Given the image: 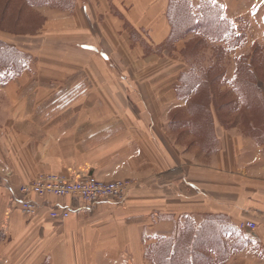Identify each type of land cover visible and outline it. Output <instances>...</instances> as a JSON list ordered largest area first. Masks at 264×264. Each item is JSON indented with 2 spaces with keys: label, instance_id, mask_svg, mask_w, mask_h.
I'll return each mask as SVG.
<instances>
[{
  "label": "crops",
  "instance_id": "0c3cea01",
  "mask_svg": "<svg viewBox=\"0 0 264 264\" xmlns=\"http://www.w3.org/2000/svg\"><path fill=\"white\" fill-rule=\"evenodd\" d=\"M213 1H223L229 13L233 12L235 4L230 0ZM249 1L253 13L256 0ZM109 2L139 33L137 48L149 45L156 51L169 38V0ZM69 14L75 35L86 39L76 43L80 51L72 60L76 67L70 71L69 88H57L56 83V88H48L51 77L45 79L29 69L7 86H0L1 91H14L16 97L39 98V104L33 105L39 111L33 108L34 113H46L42 108L55 112L51 119L40 115L30 120L32 125L28 123L37 130L33 133L41 153L37 163L8 147L0 133V264H154L147 261L150 247L153 250L164 237L175 240L187 218L199 228L208 217L235 229L220 235L227 255L216 264H264V137L250 132L244 136L239 127L222 128L215 149L208 152L199 142L203 151L190 160V151L172 142L173 123L163 112L181 105L188 108L194 92L179 99L178 77L167 73L156 78L159 83L155 87L164 94L160 95L162 105L121 103L128 85L118 78L115 93L105 85V76L89 68L95 54L102 62L111 58L103 54L104 46L88 40L95 33H111L108 24L112 22L91 29L90 13L79 3ZM259 30L263 34L259 44L264 48V24ZM33 80H38V89L28 88ZM145 92H140L144 99ZM53 94L71 99L64 105L43 107L41 98ZM116 95L118 103L113 101ZM22 103L31 108L28 100ZM182 124L190 132V125ZM42 171L90 174L105 180L134 179L138 184L121 199L92 206L50 196L36 213L25 214L18 188ZM54 204L70 206V217L51 219ZM247 221L254 222L256 228H240Z\"/></svg>",
  "mask_w": 264,
  "mask_h": 264
},
{
  "label": "rangeland",
  "instance_id": "374dc122",
  "mask_svg": "<svg viewBox=\"0 0 264 264\" xmlns=\"http://www.w3.org/2000/svg\"><path fill=\"white\" fill-rule=\"evenodd\" d=\"M172 1L175 6L173 4L174 30L172 29V35L170 34L171 43L165 41L154 51L149 45L142 50L140 47L137 48V42L140 39L139 33L126 18L114 10L116 8L110 4L109 0H46L42 5H29L27 0H0V42L26 53L24 57L20 55L19 66L10 70L0 69V86H7L9 81L29 69L32 74L38 72L43 78L51 77V83L46 84L48 88H69L70 71L76 67L72 60L79 56L80 51L76 47V43L86 42L85 38L81 39L75 35V24L69 14L79 3L83 9L90 13L87 19L88 22L90 19L93 21L91 29L94 30L96 27L112 22L108 24L111 33L100 35L95 33L88 40L104 46L103 54L107 55L106 53H108L111 58H105L102 62L100 56L95 54L89 68L91 67V71H94L98 76H105V85L114 88L115 93H117L118 78L122 83L128 85L127 95L121 103L124 104L127 101L128 104L136 103L142 107H145L144 104L154 107L162 105L160 95L164 94H160L159 87H155L159 83L156 81L158 75L168 73L173 77H178L180 72L188 69L187 71L192 72L191 79L195 78L194 75L198 77L196 85L199 88L202 87L187 102L188 108L186 105L185 108L181 105L174 107L167 114L163 112L165 119L173 123L172 142L179 144L183 150L190 151L188 155L190 160L195 158L199 151H203L198 144L200 141L205 145L206 140L204 147L208 152H212L216 146V136L222 128L239 127L244 136L250 132L264 137V112L260 113L262 105L264 106L263 61H259V63L258 60L257 62L253 61L254 72L258 78L246 79L247 65L251 58L256 60L259 55L264 56L256 49L260 45L261 36H263L259 28L264 24V0H256L253 3L256 9L253 13L249 0H238L237 5L234 0H230V3L235 4L232 13H229L223 1ZM32 3L38 2L32 1ZM90 10L96 11V13L93 14ZM99 10H104L102 15L97 13ZM190 15H195L194 19L196 23L200 21L199 25H195L192 29H196L186 33L178 40L177 38L185 30L187 17ZM133 33L136 34L133 36ZM150 55H153L155 59H146ZM244 57H247V62L243 60ZM23 63H25L24 67H22ZM54 78H57V81L54 82ZM42 83L45 85L46 82ZM55 83L58 84L56 87ZM49 84L50 86H48ZM21 85L17 88H20ZM38 85V80H33L28 88L38 89ZM130 86L135 89L131 90ZM234 87L240 89L239 96ZM10 88L16 89L12 86ZM145 90L148 92L146 91V93ZM140 92L143 94L145 92V99L140 96ZM242 94L245 98L247 94L253 96L254 106L244 108ZM23 99L28 100L31 108L23 107ZM38 99L33 96L30 98L16 97L14 91L7 92L0 89V133L3 140L8 142V147L20 151L22 158L31 159L33 162L36 160V163L41 154L39 146L36 144L37 136L33 134L37 130L30 127L28 123L33 120L32 118L36 119L40 115L46 119L55 116L53 109L42 107L46 113L37 114L39 109L36 106L37 112L34 113L33 105L39 104ZM41 99L40 104L43 107L45 104L54 106L62 103L64 105L70 100L69 97L62 98L56 94ZM238 100V107L233 108V105H231L232 107L227 105ZM113 101L118 103L117 95ZM258 106L260 108H257ZM146 114L148 115V113ZM160 116V119H163L162 113ZM191 119L195 121V124L200 121L197 131L190 128L189 132L181 123ZM251 121L255 122V128ZM30 124L32 125V122ZM187 168L189 169V167ZM50 174L55 173L39 172L23 184L35 182L39 177ZM97 178L103 181H116ZM125 181L129 182V190L138 184V181L134 179ZM23 184L19 186V191ZM187 219L193 222L192 218ZM182 229L183 227H180L176 241ZM192 232H198V226L192 225ZM209 243L205 244L206 247L205 245L202 246L204 248L201 247L203 252L209 250L207 247H211L213 241ZM212 259L215 261V258L212 257ZM221 260L223 261L222 258ZM147 261L152 262L149 259Z\"/></svg>",
  "mask_w": 264,
  "mask_h": 264
},
{
  "label": "trees",
  "instance_id": "16d2710c",
  "mask_svg": "<svg viewBox=\"0 0 264 264\" xmlns=\"http://www.w3.org/2000/svg\"><path fill=\"white\" fill-rule=\"evenodd\" d=\"M32 1L38 2V3L34 4V3H32ZM27 2L29 3V5H42V4H44V2H46V0H27ZM173 4L175 6V3L172 0H170L169 7H168L169 9L167 11V16L170 20L172 29L174 30V28H173L174 22H173V16H172V14L174 12ZM184 16H186V15H184ZM187 18H188V20H186L187 22L185 24V30L183 29L184 31L182 32L181 36L179 38H177L178 40L181 39L182 37H184L186 33L191 32L192 30L196 29V28L192 29L195 25L196 26L199 25L200 21H198V23H196V21L194 19L195 15H190ZM173 30H172V32H173ZM134 34H136V33H133V36H134ZM171 35H172V33H171ZM171 35L169 36V38L167 39L166 42L171 43L170 42ZM175 40H173V41H175ZM256 49H258L259 52L264 54V52H263L264 49L260 45H258V47ZM256 49H254V50H256ZM24 54H26V53H23V51H21L20 49H18L16 47H8L4 43L0 42V69L2 70L4 68H7L10 70L11 68L19 66L20 60H21L20 55H22V57H24L25 56ZM243 60H245L247 62V57H244ZM257 60H258V63H259V61L260 62L263 61V64H264V56L259 55V57H257L256 60L253 59V57H252L250 62H248L249 63L247 65L248 66L247 67L248 72L246 75L247 80H251L252 78L254 79V77L258 78L255 75V72H254L255 69L253 67V61L257 62ZM24 66H25V63H23L22 67H24ZM22 70H23V68H22ZM191 73L192 72H190V71L183 70L182 72H180V74L178 76V81H177L178 85H176V93H177L179 98L186 97L188 94H191L193 92H194V94L192 96H195V94H197L198 91H200V89L202 87L201 85H200L201 86L200 88H199V86L197 87L196 82L199 79L196 75H194V77H195L194 79H191L190 78ZM234 88L237 91V94L239 96L240 89H238L236 87H234ZM243 94H242L243 102L241 101L243 104L242 106L244 108H251L252 106H254L253 105V104H255L254 97L251 96L250 94H247L248 98L247 97L245 98ZM262 94H263V92H262ZM191 98L188 100V102L191 100ZM238 104H239V100L234 101V102L227 104V105L228 106L233 105V108H235V107H238ZM257 108H260V107L258 106ZM262 111L264 112V106L263 105L260 109V113ZM261 116H263V115H261ZM194 122L195 121L191 119L190 121L189 120L184 121V124L190 125L191 129H193L194 131H197V129L199 128L200 121H199V123H196V124ZM181 123H183V122H181ZM251 124L255 128V122L251 121ZM263 126H264V124H263ZM254 131H256V130L254 129ZM200 143H201V141H200ZM204 144L205 145H203V144H201V145L206 146V140H205ZM209 218L210 217H208L206 222L198 228V232H196V233H193V232L191 233V227L194 224H193V222L190 221V219H186L185 224L183 226V229H182L177 241H176V239L173 240V238H165V237L162 238L160 243H158V245L153 250L150 247V249L148 250V253H147V259L154 262L155 264H216V262L221 263L220 262L221 258L224 260L225 259L224 257H226L227 254H226L225 247L220 240V235L223 233H230L231 231L234 232L235 229L231 225L215 223L214 219H211V218L209 219ZM199 241H200V243H199ZM212 241L214 243V246H213ZM208 242L212 243L211 244L212 246L211 247L208 246L207 248H209V250L203 252L201 247L204 246L206 243L208 245ZM215 242H216V244H215ZM178 243H179V245H178ZM198 243H199V245H198ZM205 247H206V245H205ZM199 248L201 250H197ZM202 248H204V247H202ZM214 253L218 254V255H216V257H215ZM212 257L215 258V261H213Z\"/></svg>",
  "mask_w": 264,
  "mask_h": 264
},
{
  "label": "built area",
  "instance_id": "2783aa9c",
  "mask_svg": "<svg viewBox=\"0 0 264 264\" xmlns=\"http://www.w3.org/2000/svg\"><path fill=\"white\" fill-rule=\"evenodd\" d=\"M129 182L125 180L103 181L87 175L50 174L41 176L35 182L23 184L20 190V207L25 214L36 213L48 197H69L82 204L92 206L105 200L121 199L130 191ZM71 207L54 204L50 209L51 219L63 221L70 217ZM242 229H255L251 221L243 222Z\"/></svg>",
  "mask_w": 264,
  "mask_h": 264
}]
</instances>
